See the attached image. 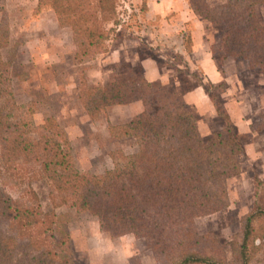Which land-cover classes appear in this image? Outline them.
I'll return each instance as SVG.
<instances>
[{
    "label": "trees",
    "instance_id": "trees-1",
    "mask_svg": "<svg viewBox=\"0 0 264 264\" xmlns=\"http://www.w3.org/2000/svg\"><path fill=\"white\" fill-rule=\"evenodd\" d=\"M263 4L188 0L194 15L218 30L224 60H243L264 75ZM118 5V0H38V8L49 7L59 26L71 29L77 65L108 51L107 43L121 25ZM184 36L191 52L192 32ZM9 43V14L6 0H0V168L26 170L32 179L46 180L52 207L44 211L34 191L31 201L14 200L0 183V264H72L69 235L57 239L52 234L55 210L61 206L89 212L111 238L133 235L144 240L159 264H264V179L255 177L253 205L229 243L232 260L216 235L200 234L196 225L199 217L230 206L229 180L242 171L243 136L219 94L213 93L222 84L213 85L202 72L183 66L196 86L205 87L223 123L204 137L183 92L149 82L141 67L129 64L101 86H91L82 70L78 100L90 120L106 116L113 106L144 105L129 122L108 126L112 139L134 140L137 151L112 152L113 168L95 174L77 166L68 133L54 115L47 114L37 125L34 105L18 104L11 65L1 53ZM174 58L177 66L183 65L180 54ZM258 89L263 104L256 130L261 132L264 87Z\"/></svg>",
    "mask_w": 264,
    "mask_h": 264
},
{
    "label": "rangeland",
    "instance_id": "rangeland-1",
    "mask_svg": "<svg viewBox=\"0 0 264 264\" xmlns=\"http://www.w3.org/2000/svg\"><path fill=\"white\" fill-rule=\"evenodd\" d=\"M118 1L121 25L118 26L117 35L107 43L108 51L116 47L117 40L123 36L128 38L153 36L163 32L164 22L157 16L149 15L147 6V2L163 0ZM175 1L183 5L188 4V0ZM223 1L208 0L210 4ZM6 10L10 21V43L1 50L2 57L11 65L13 90L18 104L34 105L35 123L43 124L47 114L55 116L68 133L77 166L82 171L100 174L113 168V160L110 157L112 152L118 150H123L127 154L136 152L137 145L134 140L112 139L108 129L111 122L107 120L108 118L102 116L96 121L90 120L78 100L82 70L86 72L91 86H101L109 83L116 72L127 68L129 60L110 64L105 59L107 51L85 64L77 65L74 61L76 47L71 40L72 31L59 26L53 10L49 7L38 8V0H6ZM259 12L264 19V4L260 6ZM168 16V20L173 21L169 28L174 32L165 36H177L176 32L182 24L179 12L171 10ZM187 29L190 32L192 30L191 26ZM217 33L218 30L207 22L204 30L205 40L219 70L226 77L225 81L212 83L222 84L218 90L213 89V93L219 94L223 104L228 100L242 103L247 110L246 116L251 130L242 134L246 148L240 158L242 171L228 183L230 206L216 214L199 217L196 225L200 234L216 235L226 246L228 259L232 260L229 243L233 235L240 230L243 217L253 205L255 177L264 179V131L256 130L259 111L263 104L258 88L264 87V75L258 70L249 69L248 64L243 60L232 58L224 60L216 39ZM162 53L164 57L160 63L163 69L168 70L169 81L158 83L177 87L184 95L186 89L196 86L193 79L184 74L183 67L179 68L183 73H177L179 69L171 63L172 56L175 55L172 51L164 48ZM172 66L174 71L171 69ZM89 71L94 74L95 83L89 80ZM190 72L201 74L195 66L190 67ZM203 81L207 84L204 78ZM189 107L198 121L200 120L205 132L213 133L221 129L223 123L217 113L212 117H202L193 107ZM207 135L204 137H209V134ZM0 183L14 200L31 201V191H34L38 196L37 203L42 209L51 210L49 195L51 189L46 180H34L26 170L0 168ZM55 213L57 217L52 234L57 239L69 235L71 241L69 256L72 258V264L160 263L144 240L137 239L133 235L111 238L109 234L100 231L98 219L87 211L61 206L55 210ZM97 245L100 246L101 251L104 250V253L93 261L89 251L97 249Z\"/></svg>",
    "mask_w": 264,
    "mask_h": 264
},
{
    "label": "crops",
    "instance_id": "crops-1",
    "mask_svg": "<svg viewBox=\"0 0 264 264\" xmlns=\"http://www.w3.org/2000/svg\"><path fill=\"white\" fill-rule=\"evenodd\" d=\"M147 6L149 8V15L153 17L157 16L159 19H162V22H164L165 28L163 29V32L158 35L156 33L153 36H131L130 38L123 36L121 39L117 40L118 45L106 53V61L110 64H115L129 60V64L137 65L143 69V73L149 82L160 81L164 83L169 81V74L167 73L168 70L163 69L164 67L161 66L160 60L164 57L162 51L166 48L172 51L175 55L180 54L182 56L183 65L178 66L174 61L175 55L172 56L171 63L177 68L183 66H188L190 68L195 66L204 74L207 81L211 83L225 81V74L219 70L217 62L205 40L204 30L207 26L205 20L194 15L187 3L183 5L175 0L147 2ZM171 10H177L179 12L182 23L181 27L176 32L177 36H165L168 33L171 34L174 32V30L169 28V25L173 24V21L168 20V14ZM188 26H191L192 29L191 52L187 51L185 45L184 35L188 32ZM171 69L174 71L173 66ZM99 75V79L101 80V73ZM93 76L94 74L89 71L88 77L91 82L94 81ZM183 96L186 103L193 107L200 116L212 117L217 113L204 87L195 86L192 89L185 91ZM224 104L239 133L244 134L251 130L250 122L246 116L247 110L242 106V103L228 100L225 101ZM143 110L144 105L142 102H134L125 106L118 105L110 107L107 110L106 117L111 124L120 125L129 122L132 117L142 113ZM198 127L203 136H206L207 134L210 136V134H212L211 131L205 132L204 129H202L200 120L198 121ZM82 250H84V248H82ZM103 251L104 250L101 251L100 246L97 245V249L89 251L91 259L93 261L99 259L98 256L100 255L101 257L104 253Z\"/></svg>",
    "mask_w": 264,
    "mask_h": 264
}]
</instances>
